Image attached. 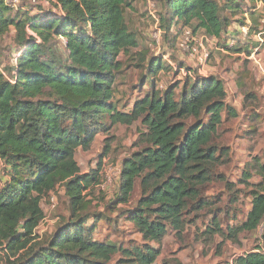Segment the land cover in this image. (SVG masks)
<instances>
[{
	"label": "trees",
	"instance_id": "16d2710c",
	"mask_svg": "<svg viewBox=\"0 0 264 264\" xmlns=\"http://www.w3.org/2000/svg\"><path fill=\"white\" fill-rule=\"evenodd\" d=\"M217 1L166 0L165 7L186 26L195 22L197 30L219 39L228 23ZM49 2L60 16H12L13 7L0 0V41L14 28L22 51L13 68L0 70V160L12 164L16 176L0 188V264H112L118 255L116 264H156L161 251L149 244L127 249L94 239L86 227L84 193L98 181L95 174L80 175L77 151L90 150L105 116L113 126L141 121L147 146L125 161L119 202H129L141 179L143 197L129 221L144 242L160 245L169 228L181 233L187 215L209 208L204 189L228 154L216 145L219 128L223 114L236 118L237 110L226 102L224 81L210 77L187 80L179 97L176 88L163 94L154 89L132 111L120 112L112 102L120 56L139 46L126 22L127 0ZM60 38L66 40L65 59L55 45ZM162 69L159 60L151 61L154 74ZM244 176L249 183L252 175ZM262 179L253 186L246 221L225 234L214 218V234L237 244L243 233L258 231L264 221ZM61 186L70 218L41 237L43 200ZM229 264H264V236L255 253Z\"/></svg>",
	"mask_w": 264,
	"mask_h": 264
},
{
	"label": "rangeland",
	"instance_id": "374dc122",
	"mask_svg": "<svg viewBox=\"0 0 264 264\" xmlns=\"http://www.w3.org/2000/svg\"><path fill=\"white\" fill-rule=\"evenodd\" d=\"M127 2L126 22L139 46L128 55L120 56L123 68L113 84L112 101L117 109L129 113L137 101L151 95L154 89L163 94L176 88L179 97L187 80L193 83L195 78L215 77L224 81L226 102L237 110V117L229 118L223 114L224 122L219 128L216 145L228 154L204 189L209 208L187 215L183 232L169 228L160 245L144 242L129 221V214L138 208L143 197L141 179L136 180L129 202H119L124 163L147 146L141 140V134L147 132L146 127L141 121L132 126H113L107 116L103 117L90 150L79 149L76 153L80 175L90 177L95 174L98 181L84 193L89 202L86 214L90 218L86 227L93 229V237L100 243L127 249L149 244L159 249L161 255L156 264H229L239 256L255 253L263 244L264 233L259 230L243 233L237 244L227 241L222 233L212 231L216 230L214 218L225 234L229 228L241 226L252 208L253 186L263 181L264 5L253 0H218L221 17L227 21L228 28L216 39L197 30L195 22L186 26L185 22L178 21L165 7L166 0ZM6 3L15 11L12 16L18 12H21L20 17L22 14L29 17L61 14L49 0H6ZM157 29L161 31L159 41L155 38L159 33ZM187 32L193 33L191 48L197 56H209L204 65L198 57H190L181 49ZM55 45L58 54L67 58L66 40L60 38ZM20 52L16 31L11 28L0 41V70L6 72L13 68ZM153 60L163 64L157 74L149 70ZM246 172L252 175L249 183L245 182ZM15 177L12 164L0 160V188L6 187ZM42 208L45 219L37 234L45 237L52 235L70 218L71 203L64 187H58L45 197ZM120 259L122 257L116 256L112 264Z\"/></svg>",
	"mask_w": 264,
	"mask_h": 264
},
{
	"label": "built area",
	"instance_id": "2783aa9c",
	"mask_svg": "<svg viewBox=\"0 0 264 264\" xmlns=\"http://www.w3.org/2000/svg\"><path fill=\"white\" fill-rule=\"evenodd\" d=\"M157 30H159V29H157ZM158 35H161V31L160 30H159V33L155 34V38L159 41ZM193 41H194L193 34H191L190 32H187L185 39L180 44V47H181V49L183 51H185L188 54H190L189 55L190 57H198V59L200 61V64L204 65L207 62V59L209 58V56L206 55V54H204L202 56H197L198 54H196V51L191 48V44H192ZM16 62H17V58H16ZM181 72H184V69H182ZM186 74L189 75L190 73L187 71ZM258 230L261 233H264V221L262 222V224L260 225Z\"/></svg>",
	"mask_w": 264,
	"mask_h": 264
},
{
	"label": "crops",
	"instance_id": "0c3cea01",
	"mask_svg": "<svg viewBox=\"0 0 264 264\" xmlns=\"http://www.w3.org/2000/svg\"><path fill=\"white\" fill-rule=\"evenodd\" d=\"M251 211V210H250ZM233 262V261H232Z\"/></svg>",
	"mask_w": 264,
	"mask_h": 264
}]
</instances>
